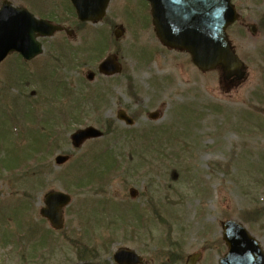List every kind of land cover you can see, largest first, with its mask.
<instances>
[{
  "label": "rangeland",
  "instance_id": "374dc122",
  "mask_svg": "<svg viewBox=\"0 0 264 264\" xmlns=\"http://www.w3.org/2000/svg\"><path fill=\"white\" fill-rule=\"evenodd\" d=\"M9 1L38 16L53 10L57 0ZM232 1L241 15L229 30L246 66L240 82L228 84L216 71L202 74L188 62L187 54L163 47L148 24L147 5L137 0H111L100 22L77 28L71 39L57 33L42 40V54L24 67L46 70L51 77L60 73L63 78L46 79L44 92V86L32 81L20 87L27 76L21 80L19 75H8L13 61L21 67L17 57L0 65V86H13L8 95L21 94L22 102L23 95L37 98L46 117L59 108L56 121L61 123L55 124L61 127L55 147L40 160V145L35 151L29 146L41 125H33L35 120L24 112L26 107L20 108L22 103L13 104L18 108L14 115L21 117L13 121V110L6 106L4 111L0 100V264H80L90 252L81 249L85 257L79 259L72 247L90 248L95 243L94 262L99 264H113L110 257L119 246L133 248L146 264H185L194 252L201 253L195 264H217L225 250L221 222L244 221V212L253 209L259 212L244 223L264 249V28L257 27L255 36L247 29L248 23L257 24L264 15V0ZM72 21L69 28L75 25ZM115 26L123 28L117 41L111 36ZM59 44L74 47L77 53L66 56ZM114 52L122 72L97 75L98 58ZM88 70L96 73L91 82L85 78ZM58 85H67L70 97L50 96ZM119 109L134 114L135 124L119 121ZM154 111L158 116L152 120L148 113ZM104 122H110V128L103 137L72 149L69 134L74 129L91 125L103 130ZM101 150L106 153L99 154ZM62 151L70 152L71 159L55 166L53 158ZM114 160V168H109L107 162ZM87 172L91 173L85 178ZM130 188L138 191L134 199L128 195ZM49 189L72 197L64 227L58 231L48 230L38 214L42 195ZM148 196L152 200L146 207ZM18 198L19 206L6 203ZM105 200L110 205L100 218L97 213ZM123 202L142 206L140 225L136 216L123 215ZM151 202L156 212H151ZM9 235L12 240L20 238L18 243H2ZM21 245L26 246L25 259H19Z\"/></svg>",
  "mask_w": 264,
  "mask_h": 264
},
{
  "label": "water",
  "instance_id": "95a60500",
  "mask_svg": "<svg viewBox=\"0 0 264 264\" xmlns=\"http://www.w3.org/2000/svg\"><path fill=\"white\" fill-rule=\"evenodd\" d=\"M109 0H71L80 20H97L104 14ZM151 5L152 23L159 39L167 46L186 50L193 63L203 71L219 66L226 79L235 76L241 79L244 66L232 51L225 29L234 22L236 14L230 0H148ZM60 26L36 19L25 8L13 7L4 1L0 8V61L9 53L17 51L26 59L41 52L36 33L50 35ZM116 30L115 35H120ZM100 71L110 74L119 71L113 56L100 66ZM92 75L90 74V77ZM119 118L127 123L131 120L123 113ZM151 117H155L151 115ZM93 127L76 131L71 135L72 143L79 146L88 137L100 136ZM66 155L56 157L57 163L67 160ZM135 194L131 190V195ZM70 201L69 195L59 191H48L44 195L45 206L40 213L54 228L63 225V207ZM222 238L228 250L219 259V264H264V251L247 229L235 220L222 223ZM198 254L192 255L187 264H194ZM119 264L141 263L132 250L119 248L114 253Z\"/></svg>",
  "mask_w": 264,
  "mask_h": 264
},
{
  "label": "trees",
  "instance_id": "16d2710c",
  "mask_svg": "<svg viewBox=\"0 0 264 264\" xmlns=\"http://www.w3.org/2000/svg\"><path fill=\"white\" fill-rule=\"evenodd\" d=\"M259 212V209H253L251 212H244V215L245 217H243L242 219L245 221V222H248L250 221V216L251 214L254 215L255 213Z\"/></svg>",
  "mask_w": 264,
  "mask_h": 264
},
{
  "label": "flooded vegetation",
  "instance_id": "af4514ba",
  "mask_svg": "<svg viewBox=\"0 0 264 264\" xmlns=\"http://www.w3.org/2000/svg\"><path fill=\"white\" fill-rule=\"evenodd\" d=\"M263 17H264V15L262 16V18H263ZM262 18H261V19H262ZM229 28H231V27H229ZM229 38H230V40H231V36H230Z\"/></svg>",
  "mask_w": 264,
  "mask_h": 264
}]
</instances>
